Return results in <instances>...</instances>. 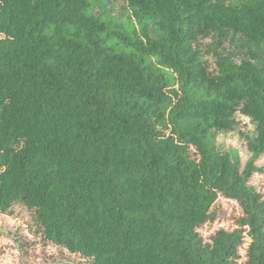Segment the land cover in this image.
Wrapping results in <instances>:
<instances>
[{
    "label": "trees",
    "instance_id": "trees-1",
    "mask_svg": "<svg viewBox=\"0 0 264 264\" xmlns=\"http://www.w3.org/2000/svg\"><path fill=\"white\" fill-rule=\"evenodd\" d=\"M110 1L140 28L0 0V214L85 264H264V0ZM239 113L246 163L217 141ZM222 199L237 228L206 239Z\"/></svg>",
    "mask_w": 264,
    "mask_h": 264
},
{
    "label": "rangeland",
    "instance_id": "rangeland-1",
    "mask_svg": "<svg viewBox=\"0 0 264 264\" xmlns=\"http://www.w3.org/2000/svg\"><path fill=\"white\" fill-rule=\"evenodd\" d=\"M230 2L231 0H227ZM121 2L110 0H95L93 13L101 15L104 20L112 21V27L118 28L120 31L131 32L135 28L139 29L140 25L128 19V15L120 16ZM145 31L153 37L156 33L151 25L145 27ZM119 37H116L113 42H117ZM255 50L257 47L253 46ZM262 56V54H261ZM211 62H213L211 60ZM169 81L172 83L171 87H178V81L175 75L167 68L164 67ZM238 127L230 132L221 133L217 137L219 145H222L235 154L241 157L242 163H246L250 157L247 150V142L244 138V133L253 134L254 124L251 119L243 114H237ZM259 165H264V158L259 161ZM252 183L255 187L264 193V173L256 174ZM223 213L220 220L216 221L213 225H205L201 232L206 239L212 234L213 231L219 228L233 230L237 228L236 220L241 215V209L237 202L222 199L220 201ZM26 216H22L19 220L13 219L7 215L0 214V225L6 230H10L13 234L24 233L28 235L26 238L29 241L28 250L24 254L18 244L12 237L2 236L0 238V264H57V262H70L71 264H85L83 259L77 255L67 252L65 249L55 245L50 241L43 240L40 237L32 235L25 231ZM18 226H20L18 228ZM24 228V229H23ZM20 233V234H21ZM247 242L241 247V254L244 257L246 253ZM82 259V260H81ZM243 259V258H242ZM240 260L239 264L243 260Z\"/></svg>",
    "mask_w": 264,
    "mask_h": 264
}]
</instances>
